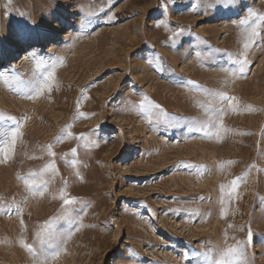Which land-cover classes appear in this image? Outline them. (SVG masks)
Segmentation results:
<instances>
[{"label":"rangeland","instance_id":"374dc122","mask_svg":"<svg viewBox=\"0 0 264 264\" xmlns=\"http://www.w3.org/2000/svg\"><path fill=\"white\" fill-rule=\"evenodd\" d=\"M0 264H264V0H0Z\"/></svg>","mask_w":264,"mask_h":264},{"label":"bare ground","instance_id":"6f19581e","mask_svg":"<svg viewBox=\"0 0 264 264\" xmlns=\"http://www.w3.org/2000/svg\"><path fill=\"white\" fill-rule=\"evenodd\" d=\"M28 59V55L25 56L24 60Z\"/></svg>","mask_w":264,"mask_h":264}]
</instances>
